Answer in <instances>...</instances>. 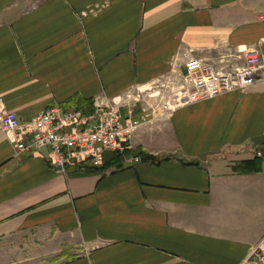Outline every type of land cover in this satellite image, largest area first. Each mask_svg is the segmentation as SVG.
I'll list each match as a JSON object with an SVG mask.
<instances>
[{
  "label": "crops",
  "instance_id": "obj_1",
  "mask_svg": "<svg viewBox=\"0 0 264 264\" xmlns=\"http://www.w3.org/2000/svg\"><path fill=\"white\" fill-rule=\"evenodd\" d=\"M250 49L264 0H0V117L103 98L139 123L128 149L171 156L62 172L0 130V264H238L264 243V81L167 115L140 93L186 50Z\"/></svg>",
  "mask_w": 264,
  "mask_h": 264
},
{
  "label": "built area",
  "instance_id": "obj_2",
  "mask_svg": "<svg viewBox=\"0 0 264 264\" xmlns=\"http://www.w3.org/2000/svg\"><path fill=\"white\" fill-rule=\"evenodd\" d=\"M241 64L210 69L208 61L186 50L174 59L169 85L177 86L171 95L173 106L202 102L264 81V58L257 50L243 51L236 57ZM129 99H126L127 104ZM89 114L51 108L23 122L14 113L0 117V130L6 134L16 154L40 148L48 150L53 169L100 170L105 153L122 156L139 123L129 118L122 122L119 103L107 99L92 102ZM255 156L264 159L261 150ZM135 162L141 159L134 158ZM238 264H264V243L248 250Z\"/></svg>",
  "mask_w": 264,
  "mask_h": 264
},
{
  "label": "rangeland",
  "instance_id": "obj_3",
  "mask_svg": "<svg viewBox=\"0 0 264 264\" xmlns=\"http://www.w3.org/2000/svg\"><path fill=\"white\" fill-rule=\"evenodd\" d=\"M238 55H243V51L235 54L233 57H220L217 61H214V63H209L210 69H219L221 67L229 68L230 66H235L236 64H241L242 60H238L236 57ZM225 56V55H224ZM220 61H223L220 63ZM180 85L178 82L177 86L169 85V81H160L159 83H156L152 86H150L147 90L140 91L141 93V99L142 100H152V102H155V104H164L166 107L165 110H167L165 113H169L172 111L175 107L173 106V103L171 101V95L173 94L174 89L177 88Z\"/></svg>",
  "mask_w": 264,
  "mask_h": 264
},
{
  "label": "trees",
  "instance_id": "obj_4",
  "mask_svg": "<svg viewBox=\"0 0 264 264\" xmlns=\"http://www.w3.org/2000/svg\"><path fill=\"white\" fill-rule=\"evenodd\" d=\"M91 106H92V103H91ZM82 113L85 115V114H88L86 111H84L82 109ZM111 154V159L109 161L108 164H104L102 165L101 167V170H105L109 165H116V168H120L122 165H121V161H122V156L120 155H115V154ZM133 155L134 157H140V158H144L148 155L144 154L143 152L139 151V150H135V151H131L130 149L127 148L126 152H125V155ZM171 156H161L158 158V160L156 161L157 163H160L162 161H167L170 159ZM154 162V163H156ZM153 163V164H154ZM187 165H197V163L195 162H189V163H186Z\"/></svg>",
  "mask_w": 264,
  "mask_h": 264
},
{
  "label": "water",
  "instance_id": "obj_5",
  "mask_svg": "<svg viewBox=\"0 0 264 264\" xmlns=\"http://www.w3.org/2000/svg\"><path fill=\"white\" fill-rule=\"evenodd\" d=\"M158 160V157H154V156H151V155H148L144 158H141V162H151V163H154Z\"/></svg>",
  "mask_w": 264,
  "mask_h": 264
}]
</instances>
